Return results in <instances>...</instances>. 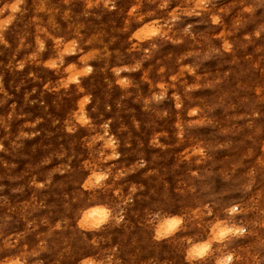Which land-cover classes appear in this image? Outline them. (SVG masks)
Wrapping results in <instances>:
<instances>
[{"label": "clouds", "instance_id": "9594fccd", "mask_svg": "<svg viewBox=\"0 0 264 264\" xmlns=\"http://www.w3.org/2000/svg\"><path fill=\"white\" fill-rule=\"evenodd\" d=\"M0 264H264V0H0Z\"/></svg>", "mask_w": 264, "mask_h": 264}]
</instances>
